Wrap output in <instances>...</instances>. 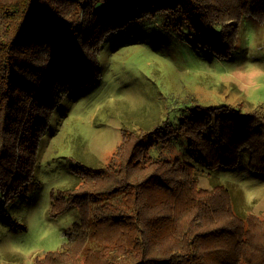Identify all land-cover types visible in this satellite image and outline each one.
<instances>
[{
    "label": "trees",
    "instance_id": "1",
    "mask_svg": "<svg viewBox=\"0 0 264 264\" xmlns=\"http://www.w3.org/2000/svg\"><path fill=\"white\" fill-rule=\"evenodd\" d=\"M213 1L222 2L0 0V183L8 186L4 181L17 177L16 185H24L60 96L98 79L97 56L106 37L154 19L167 29L187 28L217 55L227 56L229 18L223 8L211 9ZM238 1H247L243 13L264 24V0ZM221 109L200 107L177 126L167 124L162 138L185 135L192 153L212 168L235 166L245 149L248 167L264 172V116L255 111L228 116ZM214 114L212 139L203 129ZM144 133L123 132L106 164L78 169L79 185L94 186L92 207L85 193L71 189L52 198L51 215L74 207L79 220L60 249L34 264H264V214L244 220L224 187L199 186L193 165L146 155Z\"/></svg>",
    "mask_w": 264,
    "mask_h": 264
},
{
    "label": "rangeland",
    "instance_id": "2",
    "mask_svg": "<svg viewBox=\"0 0 264 264\" xmlns=\"http://www.w3.org/2000/svg\"><path fill=\"white\" fill-rule=\"evenodd\" d=\"M246 2L211 3L212 10L223 8L224 19L229 18L223 49L229 39L232 47L227 56L217 55V49L202 44L187 28L167 29L154 19L100 43L97 63L95 58L98 79L60 96L35 148V163L25 180L20 176L24 185H16L17 177L5 180L8 186L0 183V264H34L36 258L61 248L79 216L74 207L51 215L50 201L71 189L85 193L92 207L94 186L79 185L78 169L106 164L122 133L131 130L145 132L141 140L146 155L193 165L202 188L224 187L244 220L248 214H264V172L248 167L247 150L239 152L235 166L212 168L192 153L185 135L162 138L167 124L177 126L197 115L200 107L221 106L228 116L254 111L264 116V24L243 13L248 11ZM87 51L95 57L94 51ZM217 115L203 129L212 139ZM136 174L144 177L148 172Z\"/></svg>",
    "mask_w": 264,
    "mask_h": 264
}]
</instances>
